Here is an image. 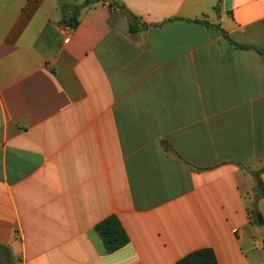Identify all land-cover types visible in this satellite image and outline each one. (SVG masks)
Masks as SVG:
<instances>
[{
	"label": "crops",
	"instance_id": "crops-1",
	"mask_svg": "<svg viewBox=\"0 0 264 264\" xmlns=\"http://www.w3.org/2000/svg\"><path fill=\"white\" fill-rule=\"evenodd\" d=\"M112 1L0 0V246L14 264H264V0ZM110 214L129 242L107 254Z\"/></svg>",
	"mask_w": 264,
	"mask_h": 264
},
{
	"label": "trees",
	"instance_id": "trees-1",
	"mask_svg": "<svg viewBox=\"0 0 264 264\" xmlns=\"http://www.w3.org/2000/svg\"><path fill=\"white\" fill-rule=\"evenodd\" d=\"M93 1L98 0H84V4L87 5ZM108 5L113 6L115 5V3H109ZM215 11H218V7H215ZM131 20L134 21V18L131 17ZM194 22H199L207 26H211L206 21L194 20ZM67 23L70 27H75L77 21L69 20ZM131 31H134V29H132V25ZM236 46L240 47L238 45ZM249 172L253 176L255 182L253 190L254 198L264 199V188L260 178V174L264 172V166L261 170ZM248 212L250 214H254V216L251 218V222L256 225H259L256 221V215L259 213V211L256 209L255 203L251 205ZM94 231L101 240V243L107 254H111L117 251L129 242L128 235L121 226L119 219L115 214H110L100 220L98 223H96V225L94 226ZM0 251L3 254V258L1 259L0 264H14L11 253L7 248L0 246ZM176 264H217V260L211 248H201L188 253L187 255L179 259Z\"/></svg>",
	"mask_w": 264,
	"mask_h": 264
},
{
	"label": "rangeland",
	"instance_id": "rangeland-1",
	"mask_svg": "<svg viewBox=\"0 0 264 264\" xmlns=\"http://www.w3.org/2000/svg\"><path fill=\"white\" fill-rule=\"evenodd\" d=\"M258 214H261V213H258ZM263 215V214H262ZM254 216V214H251V218ZM256 225V224H255ZM259 227H261L260 225H258ZM261 228H263V227H261ZM263 230H264V228H263ZM264 232V231H263ZM258 237H259V235L257 234H253V236H252V240H254L255 242H257V243H261L262 242V240H260V239H258ZM263 244H264V238H263ZM3 258V254H2V252L0 251V262H1V259Z\"/></svg>",
	"mask_w": 264,
	"mask_h": 264
},
{
	"label": "water",
	"instance_id": "water-1",
	"mask_svg": "<svg viewBox=\"0 0 264 264\" xmlns=\"http://www.w3.org/2000/svg\"><path fill=\"white\" fill-rule=\"evenodd\" d=\"M108 3H113L112 0H106ZM256 221L257 223L264 228V217L261 214L256 215Z\"/></svg>",
	"mask_w": 264,
	"mask_h": 264
}]
</instances>
